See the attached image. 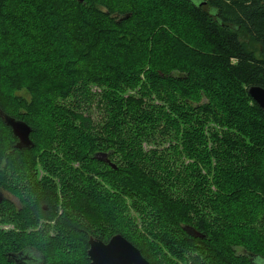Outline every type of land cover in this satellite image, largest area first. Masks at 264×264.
<instances>
[{
    "label": "trees",
    "instance_id": "16d2710c",
    "mask_svg": "<svg viewBox=\"0 0 264 264\" xmlns=\"http://www.w3.org/2000/svg\"><path fill=\"white\" fill-rule=\"evenodd\" d=\"M1 61L5 91L20 82L32 112L0 108L32 127L34 145L17 148L0 116V190L19 196L1 179L40 154L33 111L49 104L42 166L70 178L60 191L37 180L43 194L19 206L0 199L17 226L43 219L57 233L46 249L25 232L0 240V264H61L57 239L81 248L65 264H93L89 238L118 233L151 264L161 249L188 264H264V109L248 93L264 87V0H0ZM30 248L36 262L16 263Z\"/></svg>",
    "mask_w": 264,
    "mask_h": 264
},
{
    "label": "rangeland",
    "instance_id": "374dc122",
    "mask_svg": "<svg viewBox=\"0 0 264 264\" xmlns=\"http://www.w3.org/2000/svg\"><path fill=\"white\" fill-rule=\"evenodd\" d=\"M118 2L120 3L121 0H117V3ZM161 12L164 13V10L162 9ZM0 63L5 64L6 62L1 61ZM14 69H16L18 72L20 71L18 70V68H14ZM26 69H29V68H24L23 70H26ZM197 69L198 71L199 70L203 71V73L205 72L206 74H209L212 72L211 70L206 69L204 67H198ZM26 76H29V78H31L29 70L27 71ZM25 77L24 76L22 77L21 75V80L23 81L24 80L23 78ZM21 86L23 85L19 82L12 87L11 91L8 92V91H5V88L3 87V82L0 80V98L5 101V105L7 106V109L11 111L13 114H17L15 112H20V111L27 112L28 111L27 101L31 100V96L25 89L20 88ZM97 88H94V89L101 91L100 88H105L106 91L103 94H105L108 97L112 96L108 88L100 87V86H97ZM173 88H176V87H173ZM175 91H178V89ZM204 95H205L204 90H202L201 96H204ZM18 99H20L21 101H18ZM67 100H73V99L68 97ZM100 100H103L104 103L108 101V99H106L105 96L101 97ZM92 104H95V102ZM43 105H46V104H43ZM51 105L52 104L46 105L45 108L38 107L37 108L38 111H33V113L37 112L38 114L37 115L38 117L37 127L39 126L38 127L39 131L37 133V136L39 138V145L37 148L40 149L39 150L40 154H38L35 160H33L31 163L25 164V163H22L23 162L22 160H19L18 162L14 164H10V168L6 169V172L5 174H3V178L1 179L2 184H4L6 187L7 185H9L11 187V188L9 187L10 189L15 190L16 193L19 194V196L12 194V193L10 194L7 191L8 189H5V187H3V189L0 190L1 191L0 193H2L3 197L10 198L16 204V206H19L21 202H29L32 198L43 194L41 192L44 186L51 185L53 183L52 181H55L57 183L56 189L60 191L61 190L60 178H64V176H66L67 179L70 178V175L67 172L63 173L61 171V169L59 168V165H54V168H53L59 174L55 173V171H50L46 168H43L42 166V164L44 165L45 163H49L51 166V163L45 160L47 158H45V155H44L45 148L49 147L47 139L52 132L51 126L54 124L52 123L53 120L50 119L51 115L48 116L47 114V113H50L49 106ZM93 108L97 109V107L95 106ZM30 112H27V113H30ZM57 125H59V122H57ZM1 127L2 126H0V128ZM1 132L2 131H0V150L1 149L3 150L5 147L8 146L9 139L8 137H5L4 139L3 138L4 136L2 135ZM79 158H81V156L77 155L76 159H79ZM64 165L66 169L69 168L67 164H64ZM79 165L80 163L77 162L74 167L75 171L73 170L70 171V174L74 176L75 181H78L81 177L77 174L78 172H76V170H79V171L81 170L79 168ZM46 166L48 165H45V167ZM50 166L48 168H50ZM161 168L164 169L165 167L161 166ZM37 180H42V182H44L45 185L44 184L36 185L35 182ZM83 181L84 180H82V182ZM66 188H67V185H66ZM126 203L130 208L134 209V206L130 202L129 196L126 198ZM103 204H104V201H103ZM16 222L17 221L15 220L14 212L9 211L7 209L6 204L0 205V240L6 246L8 245V243L11 244L15 241L13 238H16L19 234L24 233V232L26 233V235L30 236L31 245H35V246H37L36 243L39 244L44 241L47 242L48 239H53V237L57 235V233H55L51 227L45 226L43 219H39L38 224H33V225L26 226V227L17 226ZM12 233H14L15 237ZM31 233L34 234L32 235V237L30 235ZM195 238H198V237H195ZM67 240L68 239H65V240L57 239L55 241V244H54L55 246L54 247V250H55V261L54 262L55 263H59L60 261H62L61 264L63 263L65 264L66 262H74L75 259H77L81 248L77 247L76 243L74 242L69 243L67 242ZM43 245L41 243V245L37 247L46 249L45 246ZM16 246H20V245H16ZM238 247L239 246L235 247L236 252H241V248L240 247L238 248ZM164 251L166 253H164ZM155 255L160 257V262H158V258H157V263L155 260V264H166L168 257H169L168 262L171 261V263L174 262L176 264H188V263H185V256L182 253V251H179L177 252V254H174L175 258H171V255H169L166 249H161V251L155 250ZM223 257L228 258L227 255L225 254H223Z\"/></svg>",
    "mask_w": 264,
    "mask_h": 264
},
{
    "label": "water",
    "instance_id": "95a60500",
    "mask_svg": "<svg viewBox=\"0 0 264 264\" xmlns=\"http://www.w3.org/2000/svg\"><path fill=\"white\" fill-rule=\"evenodd\" d=\"M248 92L258 105L264 109V87L253 85ZM0 116L11 127L13 134L17 137L18 141L15 145L17 148L23 149L34 145L31 137L32 127L26 121L5 113L1 108ZM104 157L107 158V155L105 154ZM2 198L3 195L0 193V199ZM186 229L194 237L203 238L205 236L192 227ZM88 244L87 253L93 264H151L142 251L120 233L111 236L108 241L91 236ZM21 254L23 252L12 255L16 263L21 262L19 259Z\"/></svg>",
    "mask_w": 264,
    "mask_h": 264
},
{
    "label": "flooded vegetation",
    "instance_id": "af4514ba",
    "mask_svg": "<svg viewBox=\"0 0 264 264\" xmlns=\"http://www.w3.org/2000/svg\"><path fill=\"white\" fill-rule=\"evenodd\" d=\"M20 253H22V252H20ZM36 255H37V253L34 251V249L30 248L29 250H27L26 252L21 254L19 259L22 263L29 262V261L30 262H36L35 259H38V257H36Z\"/></svg>",
    "mask_w": 264,
    "mask_h": 264
},
{
    "label": "bare ground",
    "instance_id": "6f19581e",
    "mask_svg": "<svg viewBox=\"0 0 264 264\" xmlns=\"http://www.w3.org/2000/svg\"><path fill=\"white\" fill-rule=\"evenodd\" d=\"M250 87H251V86H250ZM250 87H249V88H250ZM249 88H248V90H249ZM248 93H249V92H248ZM249 95H250V94H249ZM250 96H251V95H250ZM251 97H252V96H251Z\"/></svg>",
    "mask_w": 264,
    "mask_h": 264
}]
</instances>
